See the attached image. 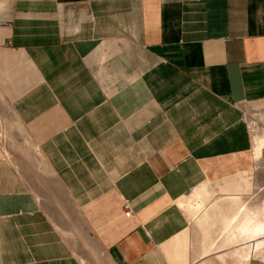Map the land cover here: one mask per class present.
<instances>
[{"label": "crops", "instance_id": "obj_1", "mask_svg": "<svg viewBox=\"0 0 264 264\" xmlns=\"http://www.w3.org/2000/svg\"><path fill=\"white\" fill-rule=\"evenodd\" d=\"M0 103L59 193L0 159V264H87L91 240L111 264L215 261L177 201L245 173L264 207L241 119L264 110V0H0Z\"/></svg>", "mask_w": 264, "mask_h": 264}, {"label": "rangeland", "instance_id": "obj_2", "mask_svg": "<svg viewBox=\"0 0 264 264\" xmlns=\"http://www.w3.org/2000/svg\"><path fill=\"white\" fill-rule=\"evenodd\" d=\"M10 113H11V109H9L6 105L0 103V116L1 115L3 116L2 118L0 117V159L26 163L27 166L29 167L28 172L30 175L32 174V172L34 171L36 172V170H40V171L43 170L45 186L53 189L55 191L54 193L57 195L58 187L55 184H52L50 172L42 156L39 154L38 150L32 144L30 139L27 138L22 123L16 120V118H14V116H12ZM242 114L243 115L241 119L245 124L246 128L249 130L250 134L252 135L251 140L252 137L254 136H264V110L246 109L242 111ZM256 161L257 162L262 161L258 165L259 166L258 168L253 169L254 176H257V178H259V180L261 181V178H264V153L262 155V158ZM256 161L253 159V162L257 163ZM34 166L39 168L33 169L32 167ZM34 174L32 176L35 178ZM216 186L219 189V191L223 193L222 201L213 202L212 204H210L211 200H209V202H206L205 204L208 203V205L206 206V210L204 214L205 216L198 215V217H194L192 213L186 211L188 209V205L195 201V198H193L192 196L177 201V204L179 207L184 209L192 219H194L197 226L200 228L202 232V244H201L202 253L206 251L204 246L206 247L208 246V244L209 245L211 244V247L213 246L211 249L213 251L216 249H220L221 247L222 248L228 247L226 250H221L222 254L224 255L223 256L224 261L222 262V264H227L230 262V259L228 258V253L231 250L232 245L231 243H229V241H227L225 234L223 233V222H221V220L224 217H226L223 212L224 201H227L229 204L236 207V211H234L232 215L239 213L237 214V216H239L238 218H240L239 224L241 226H245L249 224L250 218H252L251 216L253 215L256 216L255 220H257L258 222H264V207L253 208V209L245 207L244 201L242 199V195L247 193L250 188L248 181L246 180L245 173L224 179L223 185H219V183H217ZM231 186H235L237 188V199L235 200H232L230 196L226 194L227 193L226 190ZM196 189H199L201 191H207L208 193H210L211 191L213 194L210 193V195H212V197L214 195V190L209 183L200 185ZM210 199L212 198L210 197ZM215 207L221 211L220 212L221 214L220 213L218 214V218L222 217V219L220 220L222 224V230H221L222 244L220 247L219 245L217 246L215 245V238L213 235V226H214L213 213ZM245 212H254V214L251 213L250 216H242L241 213H245ZM242 220L245 221L243 222ZM81 235L83 237H86L87 234L82 233ZM90 246L91 249L89 250V252L88 250L77 249V252L79 253H84L86 256L91 255L89 256L90 261H87L88 262L87 264H111L108 258H106L104 252L101 251L99 246L96 245L92 240ZM244 256L245 253L240 252V258ZM252 259L254 260L260 259L264 261V253L259 256L256 255V258L253 257ZM210 264H215V263L211 262ZM217 264H221V263H217Z\"/></svg>", "mask_w": 264, "mask_h": 264}, {"label": "bare ground", "instance_id": "obj_3", "mask_svg": "<svg viewBox=\"0 0 264 264\" xmlns=\"http://www.w3.org/2000/svg\"><path fill=\"white\" fill-rule=\"evenodd\" d=\"M251 147H252L253 159L255 161L260 160L262 158L263 150H264V137L263 136L252 137ZM226 192H227L226 194H228L232 200L237 199V188L235 186L229 187L226 190ZM210 193L212 192L210 191ZM210 193H208L207 191L194 189L191 196L195 198V201L188 205V209L186 211L192 213L194 217H198V215L205 216L204 214H205L206 206L208 205V203L207 204L205 203L211 200L210 197L212 198V195H210ZM251 213L254 214V212H245V213H241V215L250 216ZM237 214L239 213H236L231 216H226L223 219L222 217L220 218V220L222 219L221 222H223V233L225 234L227 241H229V243H231L232 245V248L228 253V258L230 259L231 264H248L253 257L256 258V255L259 256L264 253V222H258L257 220H255L256 216L253 215L251 216L252 218H250L249 224L245 226H241L239 224L240 218H238L239 216H237ZM212 247L211 244L210 245L208 244V246L206 247L204 246L206 251L203 252L201 255L209 256L210 254L211 256V253L215 251H219V249H216L214 251L211 250ZM240 252L245 253V256L240 258ZM223 256L224 255L221 252L218 254L217 259L215 261L210 260L199 264H210L211 262L215 264L216 263L222 264V262L224 261Z\"/></svg>", "mask_w": 264, "mask_h": 264}, {"label": "built area", "instance_id": "obj_4", "mask_svg": "<svg viewBox=\"0 0 264 264\" xmlns=\"http://www.w3.org/2000/svg\"><path fill=\"white\" fill-rule=\"evenodd\" d=\"M123 208H124V215L129 217L131 215V211L129 209V206L125 204Z\"/></svg>", "mask_w": 264, "mask_h": 264}]
</instances>
